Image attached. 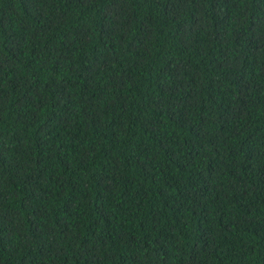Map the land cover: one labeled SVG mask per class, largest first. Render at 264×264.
<instances>
[{
  "label": "trees",
  "instance_id": "16d2710c",
  "mask_svg": "<svg viewBox=\"0 0 264 264\" xmlns=\"http://www.w3.org/2000/svg\"><path fill=\"white\" fill-rule=\"evenodd\" d=\"M0 264H264V0H0Z\"/></svg>",
  "mask_w": 264,
  "mask_h": 264
}]
</instances>
